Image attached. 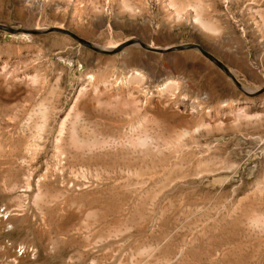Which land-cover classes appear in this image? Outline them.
Segmentation results:
<instances>
[{
    "label": "rangeland",
    "instance_id": "374dc122",
    "mask_svg": "<svg viewBox=\"0 0 264 264\" xmlns=\"http://www.w3.org/2000/svg\"><path fill=\"white\" fill-rule=\"evenodd\" d=\"M0 24V264H264V0H0Z\"/></svg>",
    "mask_w": 264,
    "mask_h": 264
},
{
    "label": "water",
    "instance_id": "95a60500",
    "mask_svg": "<svg viewBox=\"0 0 264 264\" xmlns=\"http://www.w3.org/2000/svg\"><path fill=\"white\" fill-rule=\"evenodd\" d=\"M0 30H4L10 33H16L19 30L17 28L5 25V24H0ZM56 31H60V32H64L67 33L69 35H71L73 38L77 39L79 42H81L83 45L88 46L89 48L98 51V52H110V50L108 49H104V48H100L97 45L93 44L92 42L78 36L77 34L66 30V29H54ZM141 45L145 48L154 50V51H160V52H170V51H174V50H180V49H188V48H192V47H197L199 48L204 54H206L211 60H213L218 66H220L222 69H224L226 71V73H228L233 79L234 81L239 85V83L236 81L235 77L231 74V72L229 71V69L225 66V64L220 61L218 58H216L215 56H213L212 54H210L209 52H207L203 46L199 45V44H194V43H186V44H180L177 46H171V47H165V48H160V47H156V46H151V45H147L143 42H141ZM240 86V85H239Z\"/></svg>",
    "mask_w": 264,
    "mask_h": 264
},
{
    "label": "bare ground",
    "instance_id": "6f19581e",
    "mask_svg": "<svg viewBox=\"0 0 264 264\" xmlns=\"http://www.w3.org/2000/svg\"><path fill=\"white\" fill-rule=\"evenodd\" d=\"M178 11V10H177ZM179 12V11H178ZM197 13V12H196ZM200 14V13H199ZM198 13L194 16V17H192V21L191 22H194V23H198V25L200 26V27H202V28H205L204 29V31H208V30H210V31H213V32H216L217 30H218V28L216 29V28H214L213 27V25H211L212 24V22H211V24H210V22L208 23L207 21H205L204 19H202V17H201V15H199ZM209 21H211V20H209ZM199 27V28H200ZM36 29V28H35ZM212 33V32H211ZM157 47V46H156ZM163 48V47H162ZM144 57L146 58V60L148 59V62H150V60L151 59H149V57L148 56H145L144 55ZM153 58V57H152ZM141 59V58H140ZM139 59V60H140ZM156 59V58H155ZM154 61H158V60H154ZM177 61H178V63H180L179 61H181V58L179 57V56H177ZM142 61H138V63L139 64H141L142 65V63H141ZM154 63V62H153ZM153 63H151L150 62V64H152L153 65ZM133 71V74L135 75V76H137V78H138V75H144V73H143V71L142 70H140V69H137V68H135V69H133L132 70ZM130 73H131V71H130ZM129 76H131V75H129ZM135 76H134V78H135ZM132 77V76H131ZM142 77V76H141ZM140 78V77H139ZM232 78V77H231ZM234 80V79H233ZM172 80H168V82H165L164 84H161L162 86H160V88L159 89H161V88H163L164 86H171L172 84H174V82H177V80H173L172 81V84L171 85H167L169 82H171ZM158 87V86H157ZM167 87H165L164 89H166ZM164 89H162V90H164ZM226 89V88H225ZM233 89V88H232ZM227 94H228V96L229 97H227L226 99H223V100H221V104L222 105H224V106H226V105H230V104H235L239 99H234V98H232L231 97V94H233V92L232 91H227L226 92ZM240 102V101H239Z\"/></svg>",
    "mask_w": 264,
    "mask_h": 264
}]
</instances>
